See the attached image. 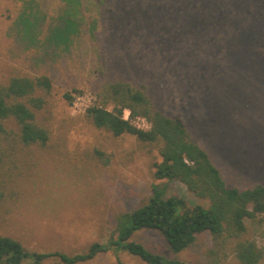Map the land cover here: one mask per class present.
<instances>
[{"label": "rangeland", "instance_id": "obj_1", "mask_svg": "<svg viewBox=\"0 0 264 264\" xmlns=\"http://www.w3.org/2000/svg\"><path fill=\"white\" fill-rule=\"evenodd\" d=\"M70 24L54 41L52 31ZM14 74L53 83L36 114L48 141L17 149L0 199V233L28 249L74 254L106 243L153 187L207 204L154 176V144L91 123L85 108L113 79L144 85L157 109L180 114L227 185L264 184V0H0V84ZM73 87L68 102L62 93ZM245 224V237L264 248V222ZM132 238L189 264H242L229 241L205 232L178 253L154 229ZM78 264L147 263L109 248Z\"/></svg>", "mask_w": 264, "mask_h": 264}, {"label": "trees", "instance_id": "obj_2", "mask_svg": "<svg viewBox=\"0 0 264 264\" xmlns=\"http://www.w3.org/2000/svg\"><path fill=\"white\" fill-rule=\"evenodd\" d=\"M72 25L51 33L55 40H64ZM53 88L45 74L12 75L0 84V199L5 188L8 164L19 147L43 146L49 138L47 127L37 120V112L46 103ZM71 88L62 97L71 102ZM100 103L85 108L91 123L114 136L130 134L138 140L154 144L160 156L155 164L158 179L177 180L196 198L207 204H189L178 195L163 194L152 188L147 201L118 217L115 235L106 243L92 242L83 252L68 254L59 250L36 251L26 248L19 239L0 233V264H78L92 259L109 248L125 250L147 264H189L176 257H167L132 238L140 229L159 232L173 253L188 247L202 232L217 243L229 241L237 260L242 264H258L264 259V248L245 237V220L264 222V184L238 188L227 185L207 151L196 143L180 114L168 115L157 109L142 84L133 85L124 79H113L97 93ZM111 107L108 108L107 106ZM128 111V118L123 115ZM143 118L148 128L131 122ZM13 122L16 129L9 126Z\"/></svg>", "mask_w": 264, "mask_h": 264}, {"label": "built area", "instance_id": "obj_3", "mask_svg": "<svg viewBox=\"0 0 264 264\" xmlns=\"http://www.w3.org/2000/svg\"><path fill=\"white\" fill-rule=\"evenodd\" d=\"M139 118V117H138ZM143 119V118H142Z\"/></svg>", "mask_w": 264, "mask_h": 264}]
</instances>
